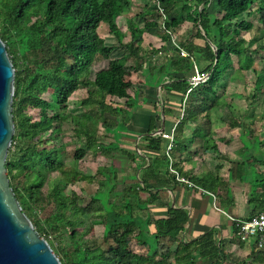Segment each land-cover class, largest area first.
<instances>
[{
    "label": "trees",
    "instance_id": "obj_1",
    "mask_svg": "<svg viewBox=\"0 0 264 264\" xmlns=\"http://www.w3.org/2000/svg\"><path fill=\"white\" fill-rule=\"evenodd\" d=\"M159 1L163 14L158 9L150 12L148 6L137 17H163V41L172 40L165 34L168 30L192 25L186 40L172 52L145 46L146 31L159 25L145 20L141 26L134 18L123 17L132 11L131 0H0V38L15 69V134L7 175L23 212L62 264H226L231 256L227 249L245 245L234 222L233 237L226 244L214 230L188 239L192 216L185 208L169 207L164 217L151 212L160 201L159 192L180 185V179L196 191L210 193L215 207L224 211L235 207L231 183L246 181L249 215L240 219L264 212V131L255 122L248 125L236 118L222 90L227 80L242 81L247 90L252 70L255 83L248 94L249 106L264 111V64L256 61L264 51V30L257 27L261 32L251 40L243 36L252 29L244 22L246 17L259 13L264 22V0ZM103 24H108L115 44H107L100 34ZM32 36L48 44L55 56L46 59L40 50L31 49ZM116 52L119 57L114 59ZM197 61L206 64L198 71L204 80L192 84ZM100 62L107 67L96 71ZM130 69L142 72L149 87L162 85L167 94L182 96L179 110L170 106L168 97L163 108L166 123L175 126L169 151L168 139L152 135L161 125L159 102L150 104L142 98L143 104L153 105L143 108L139 88L130 96L134 85L125 79ZM81 88L87 89L82 113L73 116L69 101ZM48 91L51 101L44 98ZM137 110L154 113L141 135L146 151L154 156L122 148L121 132L127 131ZM31 111L39 112L40 118ZM213 116L229 132L238 131L223 142L229 147L233 138L239 139L235 162H227L218 146L222 141L213 131ZM70 119L75 125L71 136L63 131ZM109 135L112 141L105 144ZM71 145L75 152L70 158ZM191 148L201 165L197 172L187 168ZM90 153L103 154L112 162L98 164L89 175L85 159ZM210 155L220 161L207 168ZM117 164L127 167L124 173L133 181L120 184ZM226 165L231 166L225 177ZM81 183L97 186L87 201L75 189ZM98 227L103 228V245ZM236 259L231 264H264V251L254 246L247 257Z\"/></svg>",
    "mask_w": 264,
    "mask_h": 264
},
{
    "label": "rangeland",
    "instance_id": "obj_2",
    "mask_svg": "<svg viewBox=\"0 0 264 264\" xmlns=\"http://www.w3.org/2000/svg\"><path fill=\"white\" fill-rule=\"evenodd\" d=\"M132 4H133V8L131 12H127L123 15V17H132L134 18L135 22H137L139 25L143 26V22L145 20L151 21V20H155L157 21L159 27L158 29H150L148 31H146L145 35H144V41H145V46H153V48L155 50H160L161 52L164 51L165 48H167L170 52H172V49L179 44L181 41L186 40V38L188 37V33L190 32V30L192 29V25L191 24H184L183 26H180L178 28H174L171 30H168L167 33L168 35L172 36V40L169 42H165L162 40V32L160 31V29H162L163 31V17L162 18H154V16H152V14H145V17L143 18H138L137 14H140L144 11H146V8L149 6V11H155L157 9V3L156 0H131ZM264 16V13H263ZM260 18H261V14L259 13H254L252 14L249 18H245L246 23L251 24L252 25V29H250L249 31H244L243 32V36L246 40H251L255 35H258L259 32H261L260 30H264V22H260ZM120 25V27L123 30H126V27L122 24V23H118ZM260 28V30L257 29ZM100 34L102 35L103 38H105V40L107 41V44L109 45H113L115 44V38L114 36L110 35L109 33V28H108V24H103L100 29H99ZM164 35V34H163ZM29 47L31 49H36V50H40L42 52V55L44 58L46 59H52L55 56V52L54 50L45 43H41L40 39L37 36H32L29 39ZM264 41V39H263ZM253 48H256V46H254ZM164 53V52H163ZM117 53H115L113 55V57H117ZM163 56V55H162ZM161 56V57H162ZM163 58V57H162ZM235 62H236V68H238V60L237 58H234ZM256 61L260 64H264V51H262L260 54L257 55ZM107 67V63L106 62H100L98 65H96L95 70H101ZM231 73V72H230ZM248 83H247V90L245 89L244 83L242 81L240 82H234V81H229L227 80L226 82L223 83L222 85V90L225 89V92L227 94V99L228 102L230 104V108L232 110V112L234 113L235 117H240L244 120V122L246 124H251L252 122L257 123L260 126L261 131H264V111H258L256 109H254L255 107L253 106H249V101H251V98L248 97V94H250L251 90L253 89V85L255 83V76L252 72V70H250L248 72ZM241 75V74H240ZM246 75V74H245ZM144 74L142 72L139 71H134V70H129L126 74V81L134 83L135 87L129 91L130 96H134L136 89H140L141 90V95L144 94V96L148 95V93L146 92V90L143 87V81H144ZM231 76V75H228ZM224 88V89H223ZM160 91L158 90V93ZM155 94V91L153 92ZM151 93V94H153ZM151 94H149V97L151 100ZM153 94V95H154ZM87 95V89L86 88H81L76 94H74V96L70 99L69 101V112L73 115V116H80V114L82 113V107H81V102L82 99L85 98ZM248 97V99H247ZM44 98L47 101H51V91H48L45 95ZM141 98H143L141 96ZM166 97H165V93H161L160 92V96L159 99L157 100L159 102V107H161V103H164ZM120 104L125 107L124 101L120 102ZM152 104V103H150ZM150 104H143L142 100H141V104L143 106V108L147 107H152L153 105ZM50 113V112H49ZM31 114L34 116L35 119H39L40 115L39 112H35V111H31ZM132 119L134 120V113L132 115ZM213 120H214V125H213V130L215 132L216 135H218L219 138H228L229 131H228V127L221 123L220 120H217L216 117L213 116ZM138 125H140L139 123H135V122H131L129 127L127 128V131H123L122 133V148L127 149V150H138L140 152L141 155L146 154V148H145V143L141 137L142 133H145L146 129H139ZM141 126V125H140ZM75 128V125L72 123L71 119L69 122H67L66 124H64L63 126V131L66 132L67 135L72 134V130ZM238 131L233 132L235 134V136L238 134ZM232 133V134H233ZM231 136V135H230ZM234 140V144L231 143L229 145V147H227L226 145H222V148L224 149L225 152L230 151L231 149L237 148V146H241L240 141L238 138H233ZM112 141V137L109 135L106 139H104V143L105 144H109ZM69 154H70V158L74 155V146H68L67 148ZM116 152V151H115ZM123 160V162H126L125 159H120ZM86 164L85 167L87 168V174L92 175L95 172V169L97 168L98 164L101 165H110L111 164V159L105 157L103 154H98V155H94L93 153H90L86 159ZM210 166H208L207 168L213 167L214 166V162L209 163ZM231 165H226V167L224 168V170L222 171V175H224L225 177L227 176V170ZM123 167V168H122ZM117 169L119 170L121 175V181L120 184L124 183V182H131V180L133 181V179H130L129 177H127L124 173L127 170L126 166H118L117 164ZM121 188V187H120ZM75 189L77 191H79V193L82 194L83 198L85 201L89 200V198L95 193L97 186L96 185H91L88 183H81L78 184ZM83 189V190H82ZM216 205V202H215ZM102 227H98L97 228V235L99 238L100 243L103 245V239H102ZM253 238L251 240H249L247 242V245L252 244L253 242ZM105 247H107V245H104ZM227 251L231 254V256L226 260V264H231L234 263L235 260H237L236 258H243L244 254L240 251V248L237 247H229L227 249ZM199 264H203V263H199Z\"/></svg>",
    "mask_w": 264,
    "mask_h": 264
},
{
    "label": "crops",
    "instance_id": "obj_3",
    "mask_svg": "<svg viewBox=\"0 0 264 264\" xmlns=\"http://www.w3.org/2000/svg\"><path fill=\"white\" fill-rule=\"evenodd\" d=\"M117 55H118L117 57H113V58L114 59L118 58L119 53H117ZM205 65L206 64L203 62L197 61L195 65L197 76L199 75L198 71H200L201 67L202 66L204 67ZM146 82L148 83V80H147V77L144 76L143 87L148 93V95L144 96L143 94V95H140V97L142 96L143 99L147 98L148 103L153 104L156 100L159 99L160 92L161 93L164 92L165 97L169 98L170 106H172L173 108L177 110L180 109L181 107L180 100L182 99L181 95L176 94V93L167 94L164 90H162V85L158 86L157 88H151L148 86V84L146 85ZM132 84L135 87V84L134 83ZM158 90L160 91L159 93H158ZM154 91H155V94L153 93ZM140 93H141V90H140ZM151 93H153L154 95ZM149 94H151V97L153 100L150 99ZM143 99L141 98V100ZM161 104H163V108H164V105L166 104V99L164 103H161ZM153 114L154 113H151L150 111L137 110L134 113L133 122H135L136 124L139 123L141 125V126L138 125L139 129H143V128L147 129L149 118ZM161 127H162V123L160 125L159 130L161 129ZM174 127L175 126L172 124V122L166 123L165 121V129L163 133L172 134L174 132L173 131ZM232 133L233 132H229V134H226L228 135V138L226 139L221 138L222 143L220 142L218 144L222 153L225 154V156L227 157V162H231V161L235 162V160L237 159L236 158L237 156L235 155V151H237L239 148V146H237V148H234V149L230 148V151L228 148L227 152H225L224 149L222 148V145H226L224 144L225 141L228 142L231 136L234 134ZM232 143L234 144V140L232 141ZM189 152H190L189 157L191 156L193 160L192 158L190 159L189 163L187 164V168L195 169L196 172L197 170L200 171L201 165L196 162L197 157H194L195 148H191ZM146 154L148 156L155 155V153L150 152V151H146ZM186 158L187 156H182V159L185 160ZM216 158H217L216 156L210 155L208 156V158H206V160L208 163H212V162L217 163V161H220V160H217ZM215 159L216 161H214ZM146 162L149 164V159H146ZM139 163H143V161ZM187 184L189 183L186 181V182L181 183L180 185H177L171 188L162 189L159 192L160 201L157 204H155L153 207H151V212L153 213V215L156 217H164L169 207L185 208L190 211V214L192 216V220H191L192 223L189 226V231L187 233L188 239L197 237L206 231L214 230L216 233L217 239H222L225 241L226 244H229V242L231 241L233 237V227H232V222L229 217L244 219L249 215V207L247 204L248 193L250 191L249 183L246 181H241V180H235L231 183V192H232V196L235 201V207L229 210H225V211L215 207L216 206L214 205L215 202L212 199L210 193L207 194L201 190L196 191L192 187L193 185L191 183L190 185H187ZM247 242L248 241H245V245L243 246V248L240 249V251L244 254V257H247L251 253L254 246L257 247L254 240L252 244L250 245H247ZM237 246L239 248L238 244H236L234 247H237Z\"/></svg>",
    "mask_w": 264,
    "mask_h": 264
},
{
    "label": "water",
    "instance_id": "obj_4",
    "mask_svg": "<svg viewBox=\"0 0 264 264\" xmlns=\"http://www.w3.org/2000/svg\"><path fill=\"white\" fill-rule=\"evenodd\" d=\"M213 49L217 54V48L213 46ZM14 96L15 69L0 38V264H62L23 212L7 175L6 162L15 134ZM161 106L162 127L153 136L162 135L165 129Z\"/></svg>",
    "mask_w": 264,
    "mask_h": 264
},
{
    "label": "built area",
    "instance_id": "obj_5",
    "mask_svg": "<svg viewBox=\"0 0 264 264\" xmlns=\"http://www.w3.org/2000/svg\"><path fill=\"white\" fill-rule=\"evenodd\" d=\"M156 3H157V9L161 12V14H163V11L160 7V1L156 0ZM181 55L183 57L187 56L185 51H182ZM194 80H195V83H198L200 81H203L204 78L203 76L198 75L196 78H194ZM173 133L172 134L162 133V136L170 141V144L168 146V151L171 149L173 145L172 144L173 143ZM180 181L186 182L184 179H180ZM214 201H215V198H214ZM229 218L232 222H234L235 227L237 229V235L243 242L249 241L253 238L257 246V249L259 251L264 250V212L259 213L258 215L254 216L253 218L249 220H241V219L233 218V217H229Z\"/></svg>",
    "mask_w": 264,
    "mask_h": 264
}]
</instances>
